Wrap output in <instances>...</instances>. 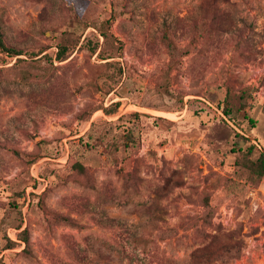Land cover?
I'll return each mask as SVG.
<instances>
[{"label":"rangeland","instance_id":"obj_1","mask_svg":"<svg viewBox=\"0 0 264 264\" xmlns=\"http://www.w3.org/2000/svg\"><path fill=\"white\" fill-rule=\"evenodd\" d=\"M0 27V264H264V0H0Z\"/></svg>","mask_w":264,"mask_h":264},{"label":"trees","instance_id":"obj_2","mask_svg":"<svg viewBox=\"0 0 264 264\" xmlns=\"http://www.w3.org/2000/svg\"><path fill=\"white\" fill-rule=\"evenodd\" d=\"M0 51L3 53H7L10 56H18L21 55V51H19L16 47L10 46L5 39V35L0 27ZM66 54V47L61 46L60 51L58 52L57 59L59 61H63L66 59L65 57ZM248 118L250 121H253L250 115L246 114L245 116ZM247 166L252 170L254 174H256L258 177H261L264 175V153L262 152L259 157L256 160L250 159L249 162L247 163ZM73 168L80 172V173H85L86 172V167L81 161H76L73 164ZM21 240H23L27 246L29 245V236H28V231L25 229L24 231L21 232ZM12 247V246H11Z\"/></svg>","mask_w":264,"mask_h":264}]
</instances>
